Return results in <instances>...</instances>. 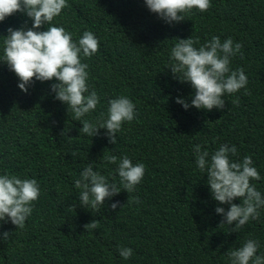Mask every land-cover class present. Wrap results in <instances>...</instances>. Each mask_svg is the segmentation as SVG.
<instances>
[{
    "label": "trees",
    "instance_id": "1",
    "mask_svg": "<svg viewBox=\"0 0 264 264\" xmlns=\"http://www.w3.org/2000/svg\"><path fill=\"white\" fill-rule=\"evenodd\" d=\"M67 3L52 23L71 32L74 41L90 30L100 43L95 55L82 57L89 65V89L100 97L83 119L106 117L108 100L120 95L133 101L138 115L122 125L116 144L109 143L106 129L94 137L81 134L82 122L51 93L54 79L35 81L25 93L0 61V174L34 178L41 190L23 228L10 221L0 226V264H230L226 252L249 238L259 241L257 254L264 253V208L240 232H231L234 224L219 226L218 202L193 152L196 144L210 154L221 144L236 145L233 159L252 156L261 174L252 183L264 195V0H211L206 12L193 9L172 24L150 12L145 0ZM25 23L30 27L32 21L20 12L0 22V56L7 29ZM46 29L45 24L41 30ZM190 36L200 44L213 36L243 44V57H233L231 68H244L247 92L226 94L223 110H186L176 102L179 96L191 103L194 90L173 79L170 50ZM65 127L70 139L60 135ZM104 155L143 162L145 175L134 192L120 185L119 194L90 210L79 204L74 180L92 163L119 184L118 165ZM117 200L125 205L112 210ZM94 219L98 228L85 230ZM3 231L12 232L8 241ZM118 246L131 247L133 255L123 259Z\"/></svg>",
    "mask_w": 264,
    "mask_h": 264
},
{
    "label": "clouds",
    "instance_id": "2",
    "mask_svg": "<svg viewBox=\"0 0 264 264\" xmlns=\"http://www.w3.org/2000/svg\"><path fill=\"white\" fill-rule=\"evenodd\" d=\"M145 5L150 12L172 24L184 21L193 9L206 12L211 7V0H145ZM68 6L67 0H0V22L17 12L32 21L30 27L25 23L24 26H10L7 29V35L3 36L0 61L17 75L18 87L25 93L35 81L54 79L55 82L50 85L51 93L55 94V99L67 105V111L74 120L82 122L80 133L94 137L100 135L101 129H106L104 135L108 137L109 143L116 144L117 133L121 131L122 125L137 117L136 105L129 97L120 95L108 100L106 117L102 113L96 122L83 119L96 109L100 97L94 89H89V65L82 62V57L91 58L95 55L100 43L90 30L84 31L78 41H74L71 32L52 23ZM45 24L47 29L41 30ZM197 44L199 47H196ZM242 47V43H234L231 37L222 42L219 36H213L203 44L192 36L179 38L170 50L167 68L171 70L173 79L189 83L194 91L191 103L188 98L179 96L176 102L186 110L190 107L207 111L214 108L223 110L226 94L232 95L241 89L247 92L248 76L244 68H231L233 57L238 53L243 57ZM232 102L238 103V98ZM69 131L70 128L65 127L60 135L70 139ZM193 152L199 170L207 174L206 182L210 186L212 198L218 202L215 211L222 216L219 226L234 224L231 232H240L250 220H258L259 209L264 208V195L252 183L261 179L252 156L246 155L242 160L233 159L238 149L236 145L227 143L221 144L211 154L203 149V145L196 144ZM72 156H77V152H73ZM103 159L118 165L119 184L94 170L92 163L74 180V187L81 190L79 204L90 210L98 211L106 204V200L119 194L120 185L129 194L134 192L145 175L144 163H133L127 155H104ZM40 191V185L34 178L0 174V226L10 221L17 229L23 228L33 212V202L39 199ZM237 198H240L241 203L234 202ZM135 203H140L139 197L135 198ZM220 205L230 207L226 209ZM118 207H121L118 200L110 204L112 210ZM98 226L99 220L94 219L86 223L84 228L94 230ZM11 235L12 232L3 231L2 239L8 241ZM259 247L258 240L249 238L241 246L230 248L226 254L230 264H264V253L257 254ZM118 252L125 260L133 255L131 247L118 246Z\"/></svg>",
    "mask_w": 264,
    "mask_h": 264
}]
</instances>
